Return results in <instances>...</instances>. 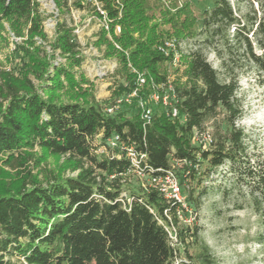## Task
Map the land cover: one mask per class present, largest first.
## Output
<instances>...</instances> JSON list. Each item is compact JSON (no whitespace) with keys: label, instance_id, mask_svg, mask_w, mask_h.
<instances>
[{"label":"trees","instance_id":"16d2710c","mask_svg":"<svg viewBox=\"0 0 264 264\" xmlns=\"http://www.w3.org/2000/svg\"><path fill=\"white\" fill-rule=\"evenodd\" d=\"M98 2L105 15L96 14L108 30L102 28L95 45L117 60L122 81L106 102L96 100L93 84L78 72L84 58L73 27L58 23L49 40L38 2L0 0V23L8 22L16 37L24 31L28 37L24 76L0 74V264H12L14 257L20 264H217L203 242L199 256L188 249L181 254L179 244L200 242L199 228L182 229L179 216L186 210L158 190L134 187L137 176L126 152L110 150L107 142L119 137L121 145L145 155L140 165L147 176L183 173L188 204L199 207L211 192L223 198L244 194L264 219V159L250 152L238 124L243 108L235 75L237 59H247L264 81V3L260 12L252 6L253 14L239 16L230 0H215L195 32L160 0ZM55 3L61 10L69 0ZM174 38L197 40L198 48H178L176 61L165 47ZM203 48L221 60L224 81ZM56 52L65 63H54ZM174 74L179 77L172 81ZM134 92L130 103L106 113ZM166 93L175 97L173 106L149 105L153 117L145 122L139 101ZM50 157L64 158L77 175L49 169ZM219 172L227 184L210 187Z\"/></svg>","mask_w":264,"mask_h":264},{"label":"rangeland","instance_id":"374dc122","mask_svg":"<svg viewBox=\"0 0 264 264\" xmlns=\"http://www.w3.org/2000/svg\"><path fill=\"white\" fill-rule=\"evenodd\" d=\"M166 6H173V14L181 16V20L186 18L189 26L199 32L202 28L204 12L213 7L215 0H160ZM236 13L243 16L252 12L253 8L260 12L261 3L264 0H230ZM50 0H42L41 9L45 13V30L49 40H52L58 23H66L74 28V41L79 45V50L84 58L79 74H83L93 84L94 95L97 101L106 102L112 96L113 91L121 83L117 73L118 62L115 59H107L104 56V47L101 49L95 45L98 41L99 33L106 25V20L97 16L96 12L101 10V5L96 0H69L68 8L60 10L56 5L53 9L46 7ZM80 5V6H79ZM53 12V13H52ZM259 15V14H258ZM161 22L162 19H159ZM53 25L52 27L49 25ZM0 74H11L15 77H23L26 73L28 60L25 58L28 39L26 31L24 37H16L6 21L0 23ZM164 28H167L165 26ZM117 33L118 29L116 30ZM173 40H177L174 38ZM197 40H189L184 44V50H196ZM38 45L42 42L38 41ZM44 47L49 54L53 55L50 43L45 42ZM256 52L260 53L256 47ZM203 53L207 56L208 62L220 73L221 80H225V73L221 67V60L215 52L203 48ZM65 63L59 52L55 53L54 63L59 65ZM230 66H234L229 62ZM235 75L239 83L238 98L243 108V116L238 122L247 136L246 143L252 154L261 156L264 159V81L257 70L247 62V59H237ZM184 67L181 68V73ZM179 75H172L174 81ZM31 79L38 87L41 83L32 75ZM44 96V92L40 91ZM165 95L169 96L168 93ZM170 97V96H169ZM64 99L67 96L64 95ZM147 103V102H146ZM154 110L156 103L148 102ZM212 122L208 124V131L212 132ZM98 145L102 143L101 137L97 139ZM39 154L40 152L37 151ZM49 169L62 173L64 176H76L77 172L66 168L64 158L50 157L48 159ZM32 166V164H29ZM179 166H176L178 171ZM40 170V169H39ZM39 170H34L38 174ZM6 173L15 174L10 169H5ZM16 172V171H15ZM219 172L214 176V182L209 186H225L227 184L223 175ZM180 183L182 193L188 206L187 210L181 214L179 226L182 229L199 228V240H188L186 245L179 244L181 254L188 249L190 254L199 256L202 253L201 242L206 244L217 264H264V219L257 215L253 209L249 197L244 194L235 193L233 196L223 198L216 192H211L208 197L202 199L200 206L195 203L188 204L189 185L185 181L183 173H180ZM0 183L4 182L2 177ZM9 182V181H8ZM133 186L141 184L139 178H132ZM242 208V209H239ZM173 237L174 231L170 230ZM175 239V238H174ZM12 264H20L18 258H12Z\"/></svg>","mask_w":264,"mask_h":264},{"label":"built area","instance_id":"2783aa9c","mask_svg":"<svg viewBox=\"0 0 264 264\" xmlns=\"http://www.w3.org/2000/svg\"><path fill=\"white\" fill-rule=\"evenodd\" d=\"M35 1L40 4V11L45 18V13L41 9L42 0H35ZM96 1H98V0H96ZM50 2L51 3L46 4V7H48L49 9H53V6L56 5L55 0H50ZM98 12H100L102 15H105V13L102 11V9L99 10ZM45 24H46V22L44 19L43 29L46 32ZM49 26L52 27L53 25L51 24ZM104 27L106 28V30H108L107 25H105ZM117 29H118V31H120V28H117ZM185 43H186V41L177 43L174 40H167L165 43V47H166L167 51L172 50L175 52L176 61H177L180 57V51L178 50V48L183 50L185 53H187V51L184 50V44ZM142 83H143V80H142ZM170 91L173 92L172 87H170ZM137 96H138L137 92H134L131 95H128L126 97L118 99L114 105L108 106L106 108V110H105L106 113L108 115L115 114L116 111L119 110L124 103H130L131 100L133 98H136ZM152 100L156 104H157V102L162 101L163 105H165L166 107H169V106H173V104L175 102V97L174 96L169 97L167 95H164L163 97H161L158 94H154L152 96ZM139 107L141 108V111H142L141 112L142 119L145 122H150L152 120V117H153L152 108L142 99L139 101ZM119 140H120L119 137H114L112 139H109L107 142L108 147L110 148V150H113L117 147H120L122 150H124L126 152L127 158L131 161V163L134 167L132 173L135 176H137V178H139V180L142 184V187L143 188H147V187L148 188H154V189L158 190L161 194H163L165 196V198L168 201H175L183 209L187 210L188 206L185 202V198H184L183 193H182V185L180 183V178H178L176 173L174 171H168L167 174L163 177L147 176L146 174L143 173V171L141 169V165H140V159L145 157V155L139 153L133 146L129 147L126 145H121L119 143ZM205 140L208 141L209 136H207L205 138ZM100 152H104V151L100 150ZM123 197L128 198V193L124 192ZM180 216H181V213H180ZM180 216H179V218H180Z\"/></svg>","mask_w":264,"mask_h":264}]
</instances>
